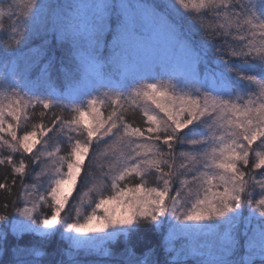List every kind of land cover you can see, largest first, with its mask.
Segmentation results:
<instances>
[{"label":"snow or ice","instance_id":"6c2138e0","mask_svg":"<svg viewBox=\"0 0 264 264\" xmlns=\"http://www.w3.org/2000/svg\"><path fill=\"white\" fill-rule=\"evenodd\" d=\"M0 168V264H264V0H0Z\"/></svg>","mask_w":264,"mask_h":264},{"label":"trees","instance_id":"16d2710c","mask_svg":"<svg viewBox=\"0 0 264 264\" xmlns=\"http://www.w3.org/2000/svg\"><path fill=\"white\" fill-rule=\"evenodd\" d=\"M135 122L138 124L141 123L138 115L135 117ZM5 172H6V169L0 168V176H3L5 174ZM0 199H2V196H0ZM141 235H143V233H141ZM137 239H138L137 237H134L133 243H136ZM145 243H147V241H145ZM53 246H55V243ZM162 259H163V257H162ZM80 260H81V264H110L109 261H107L101 257H98V256H87L86 255V256L80 257Z\"/></svg>","mask_w":264,"mask_h":264}]
</instances>
